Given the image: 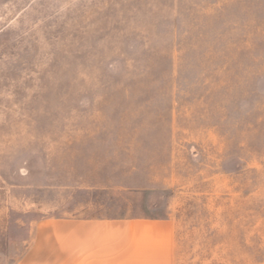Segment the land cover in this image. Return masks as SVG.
<instances>
[{
  "label": "rangeland",
  "instance_id": "374dc122",
  "mask_svg": "<svg viewBox=\"0 0 264 264\" xmlns=\"http://www.w3.org/2000/svg\"><path fill=\"white\" fill-rule=\"evenodd\" d=\"M128 220L264 264V0H0V264Z\"/></svg>",
  "mask_w": 264,
  "mask_h": 264
},
{
  "label": "crops",
  "instance_id": "0c3cea01",
  "mask_svg": "<svg viewBox=\"0 0 264 264\" xmlns=\"http://www.w3.org/2000/svg\"><path fill=\"white\" fill-rule=\"evenodd\" d=\"M63 225L66 264H166L170 260L167 221H67Z\"/></svg>",
  "mask_w": 264,
  "mask_h": 264
}]
</instances>
